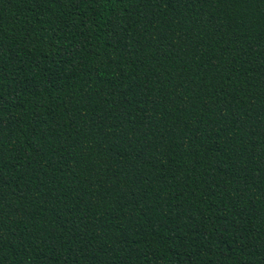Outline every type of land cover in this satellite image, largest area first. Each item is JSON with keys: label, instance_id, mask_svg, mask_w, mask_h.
<instances>
[{"label": "trees", "instance_id": "obj_1", "mask_svg": "<svg viewBox=\"0 0 264 264\" xmlns=\"http://www.w3.org/2000/svg\"><path fill=\"white\" fill-rule=\"evenodd\" d=\"M0 264H264V0H0Z\"/></svg>", "mask_w": 264, "mask_h": 264}]
</instances>
